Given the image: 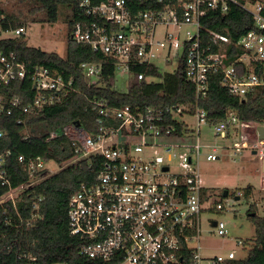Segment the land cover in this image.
I'll return each mask as SVG.
<instances>
[{
    "label": "built area",
    "instance_id": "1",
    "mask_svg": "<svg viewBox=\"0 0 264 264\" xmlns=\"http://www.w3.org/2000/svg\"><path fill=\"white\" fill-rule=\"evenodd\" d=\"M79 7L82 17L75 21L71 37L101 55L100 60L80 63L89 85H103L110 69L115 83L118 72L126 74L128 82L133 76L151 81L152 68L164 73L163 67L174 64L168 70L173 72L183 62L195 86L196 104L193 109L140 107L94 97L92 108L99 115L94 129L75 121L63 127L77 157L59 163L20 154L18 161L29 179L16 186L5 167L11 152L1 147L5 132L0 129V182L8 186L0 204L11 201L16 206L23 192L43 177L92 158L99 164L96 179L80 185L68 208L69 230L81 238L83 255L104 264H223L237 258L234 251L212 257L199 252L202 216L211 198L199 163L202 157L219 159L224 149L234 154L252 149L261 157L264 181V139L258 131L264 124L241 120L235 112L212 123L199 100L208 95L213 75H220L221 84L240 98L264 86V0H81ZM233 7L245 10L253 25L236 39L216 20ZM8 31L18 38L27 28H0V38H10L2 36ZM16 81H29L35 89L29 104L22 106L19 97L7 99L3 93L2 86ZM75 83L73 77L26 62L14 51L0 50V112L11 114L19 108L34 113L76 91ZM205 126L227 143L204 141ZM174 160L177 171H171ZM51 162L58 169L51 168ZM33 206L38 209V201ZM223 208L221 202L216 204V209ZM209 222L217 234H227L224 220ZM237 243L243 245V240Z\"/></svg>",
    "mask_w": 264,
    "mask_h": 264
},
{
    "label": "trees",
    "instance_id": "2",
    "mask_svg": "<svg viewBox=\"0 0 264 264\" xmlns=\"http://www.w3.org/2000/svg\"><path fill=\"white\" fill-rule=\"evenodd\" d=\"M28 1L32 13H44L45 19L51 21L58 19L61 9L66 8L69 11V31L75 21L82 17L79 7L81 0ZM21 19V15L6 11L0 1V28L9 30L25 26ZM216 20L222 23L221 27H228L234 39L253 27L250 15L238 7H233L225 16L218 15ZM0 50L6 53L14 51L26 62L48 66L66 78L73 77L77 88L63 100L34 113L25 114L19 108H14L11 114L0 112V129L5 132L1 147L11 152L5 167L14 186L29 179L27 171L18 161L20 154L59 163L70 162L77 157L76 147L63 127L75 121L87 129H94L99 117L97 110L92 108L94 97L105 98L115 105L140 107L188 105L193 109L196 104L195 86L188 81L183 62L173 72L162 73L152 68L151 73L160 77L159 81L139 80L133 76L128 82V90L121 92L114 86L115 77L111 69L105 70L107 75L103 85L87 83L80 63L100 60L101 55L93 52L88 45L76 42L71 36L66 56L32 46L23 36L0 38ZM1 89L7 99L19 97L22 106L29 104L36 93L29 81H16ZM199 104L208 111L212 123L224 120L229 112H235L241 120L264 124V86L240 98L221 84L220 75H213L208 95L201 98ZM168 120L171 121V118ZM27 132L31 133L25 137ZM52 133L56 135L52 137ZM98 172L97 162L94 163L92 158H81L25 190L16 206L11 201L0 204V264H104L81 253L83 242L70 233L68 223L71 196L82 183H93ZM251 189L247 187L246 193ZM7 191L8 186L0 182V196ZM35 201H38V209L33 206ZM256 211V204H253L249 209V218L255 225V235L250 240H243V246L249 247L248 254L226 260L223 264H264V216Z\"/></svg>",
    "mask_w": 264,
    "mask_h": 264
},
{
    "label": "rangeland",
    "instance_id": "3",
    "mask_svg": "<svg viewBox=\"0 0 264 264\" xmlns=\"http://www.w3.org/2000/svg\"><path fill=\"white\" fill-rule=\"evenodd\" d=\"M6 11L21 15V21L27 28L23 35L28 44L40 47L46 51H55L66 56L68 39L71 31L68 28V14L66 8H62L60 16L56 20H46L44 13H32L28 0H0ZM6 14V12H5ZM3 37H13L11 31L2 33ZM175 65H167L164 70L173 69ZM151 81H159L160 77H149ZM115 88L121 92L128 90V76L117 73ZM189 121L193 118L189 117ZM203 137L206 142L226 144V139L215 137L211 133V127L205 126ZM253 132V129H252ZM49 166L58 169L56 163L51 162ZM177 162L174 160L171 171H177ZM203 184L209 188L211 198L209 209L202 216L201 236L199 252L203 257L215 255H227L234 251L237 258L248 254V246L237 243V240H250L255 235V225L249 218V209L256 204V212L264 216V188L261 187V157L253 153L252 149L244 148L237 154L232 149H224L222 155L216 160H206L202 157L199 163ZM251 187L249 193L246 188ZM228 194H224V190ZM221 202L224 208L216 209V204ZM208 205V203H207ZM212 220H224L227 224L226 235H219L209 222Z\"/></svg>",
    "mask_w": 264,
    "mask_h": 264
},
{
    "label": "water",
    "instance_id": "4",
    "mask_svg": "<svg viewBox=\"0 0 264 264\" xmlns=\"http://www.w3.org/2000/svg\"><path fill=\"white\" fill-rule=\"evenodd\" d=\"M258 131H259V137L261 139H264V125H260ZM254 153H256V151H254ZM165 169H167V167H165ZM224 194L225 195L228 194V190L227 189H225Z\"/></svg>",
    "mask_w": 264,
    "mask_h": 264
},
{
    "label": "crops",
    "instance_id": "5",
    "mask_svg": "<svg viewBox=\"0 0 264 264\" xmlns=\"http://www.w3.org/2000/svg\"><path fill=\"white\" fill-rule=\"evenodd\" d=\"M261 187L264 188V181H263L262 173H261Z\"/></svg>",
    "mask_w": 264,
    "mask_h": 264
}]
</instances>
